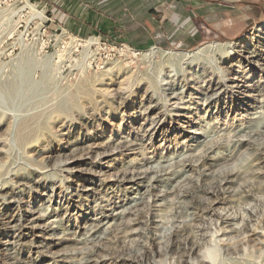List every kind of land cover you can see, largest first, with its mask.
Returning <instances> with one entry per match:
<instances>
[{"label": "rangeland", "instance_id": "374dc122", "mask_svg": "<svg viewBox=\"0 0 264 264\" xmlns=\"http://www.w3.org/2000/svg\"><path fill=\"white\" fill-rule=\"evenodd\" d=\"M243 21L138 48L0 0V264H264V13Z\"/></svg>", "mask_w": 264, "mask_h": 264}, {"label": "crops", "instance_id": "0c3cea01", "mask_svg": "<svg viewBox=\"0 0 264 264\" xmlns=\"http://www.w3.org/2000/svg\"><path fill=\"white\" fill-rule=\"evenodd\" d=\"M40 1L50 2L57 15L68 22V27L73 25L88 33H114L117 38L128 39L138 48L151 45L191 48L214 39V34L227 26L217 28V20L232 17L239 20L243 14V27L239 22L234 29L235 33H241L264 13V7L250 4L255 15L249 16L247 0Z\"/></svg>", "mask_w": 264, "mask_h": 264}, {"label": "bare ground", "instance_id": "6f19581e", "mask_svg": "<svg viewBox=\"0 0 264 264\" xmlns=\"http://www.w3.org/2000/svg\"><path fill=\"white\" fill-rule=\"evenodd\" d=\"M253 31V30H252ZM256 34L263 35L264 34V21L255 29ZM227 46V47H226ZM227 51L230 52L232 51V44H226ZM235 47V46H234ZM224 48V45L218 44V43H209L205 47L199 48L196 51L193 52V54L196 56L197 54L203 52L204 50H210L211 51H216V50H221ZM218 53V52H217ZM219 54V53H218ZM242 56V55H241ZM246 57V56H245ZM184 59V58H183ZM190 61V60H189ZM188 61V62H189ZM179 64V63H178ZM208 64V63H207ZM170 88V87H169ZM10 91V90H9ZM10 94V93H9Z\"/></svg>", "mask_w": 264, "mask_h": 264}]
</instances>
